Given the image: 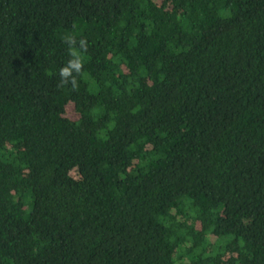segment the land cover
<instances>
[{
    "label": "trees",
    "instance_id": "obj_1",
    "mask_svg": "<svg viewBox=\"0 0 264 264\" xmlns=\"http://www.w3.org/2000/svg\"><path fill=\"white\" fill-rule=\"evenodd\" d=\"M0 264H264V0H0Z\"/></svg>",
    "mask_w": 264,
    "mask_h": 264
},
{
    "label": "clouds",
    "instance_id": "obj_2",
    "mask_svg": "<svg viewBox=\"0 0 264 264\" xmlns=\"http://www.w3.org/2000/svg\"><path fill=\"white\" fill-rule=\"evenodd\" d=\"M71 43H74V41ZM83 46H84V42L82 41L81 47H83ZM79 67H80V64H79L78 59H73V60L69 61L68 66L66 68L61 69L60 75H61L62 82H64V83L70 82L69 78L71 76L72 71L78 70Z\"/></svg>",
    "mask_w": 264,
    "mask_h": 264
},
{
    "label": "rangeland",
    "instance_id": "obj_3",
    "mask_svg": "<svg viewBox=\"0 0 264 264\" xmlns=\"http://www.w3.org/2000/svg\"><path fill=\"white\" fill-rule=\"evenodd\" d=\"M27 211H28V209H27Z\"/></svg>",
    "mask_w": 264,
    "mask_h": 264
}]
</instances>
